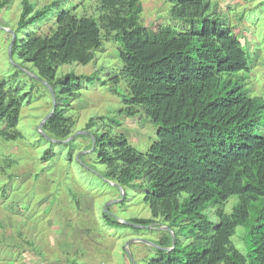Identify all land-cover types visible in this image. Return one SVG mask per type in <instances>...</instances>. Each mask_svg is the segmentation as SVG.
Returning a JSON list of instances; mask_svg holds the SVG:
<instances>
[{
  "label": "trees",
  "instance_id": "1",
  "mask_svg": "<svg viewBox=\"0 0 264 264\" xmlns=\"http://www.w3.org/2000/svg\"><path fill=\"white\" fill-rule=\"evenodd\" d=\"M8 1L2 0L0 9ZM63 1L35 9L31 0H22L11 46L12 59L31 65L55 94L56 108L42 126L44 135L61 141L73 134L75 122L61 102L80 89V81L93 79L72 74L56 78L58 67L86 65L103 39L116 38L122 45V70L111 81L126 84L119 112L158 125L156 141L140 152L101 117L100 124L93 119L87 123L89 136L67 143L68 158L75 141L88 138L105 180L124 190H148L144 201L151 218L130 222L152 225L160 219L173 233L175 246L167 232L158 243L167 249H156V258L147 264H264V98L251 96L243 78H236L250 71L249 55L215 5L210 0H168L170 18L184 25L176 31L170 25L144 26L139 0H98L96 19L72 10L55 12ZM50 19L45 32L35 30ZM11 83L0 81L3 142L22 138L17 125L25 94ZM107 120L119 124L118 119ZM50 149L43 156L47 161L53 160ZM85 156L79 161L87 166ZM6 171L0 170V176ZM234 196L237 202L227 213ZM207 211L214 213L215 223ZM103 215L111 225L123 226ZM239 227L243 251L232 240Z\"/></svg>",
  "mask_w": 264,
  "mask_h": 264
},
{
  "label": "rangeland",
  "instance_id": "2",
  "mask_svg": "<svg viewBox=\"0 0 264 264\" xmlns=\"http://www.w3.org/2000/svg\"><path fill=\"white\" fill-rule=\"evenodd\" d=\"M53 1L31 0V3L39 9ZM139 1L144 26L170 25L176 31L184 26L170 18L172 4L168 0ZM21 2L9 0L0 9V81H12L11 85L20 86L25 94L17 125L22 138L14 142L0 140V170L8 168L0 176V264H147L156 258V249H167L168 246L158 243L168 236V225L156 219L152 225L134 229L122 221L151 218L144 201L148 190L140 186L124 190L105 180L101 176L104 167L90 153L88 138L75 141L69 159V141H51L38 128L52 110V97L48 88L35 80L31 65L23 67L12 59L11 31L15 34ZM210 2L249 55L250 71L240 72L236 78H243L251 96L264 98V0ZM98 7V0H64L55 12L72 10L77 16L96 19ZM52 23L50 19L38 24L35 30L45 32ZM121 49L120 41L110 37L102 40L101 49L88 64L58 67L56 78L67 74L93 75L90 82L80 81V89L64 96L61 104L75 122L73 134L90 133L87 123L93 119L100 124L102 117L113 131L123 133L131 146L146 153L156 141L159 127L142 117H127L119 112L126 84L114 86L111 80L122 70ZM18 69L21 72L17 73ZM15 74L18 75L13 79ZM107 118L118 119L119 124L109 123ZM49 148L52 161L43 159ZM83 154L87 166L79 161ZM236 202L237 197H232L225 211L230 213ZM103 213L123 226L111 225ZM207 215L212 222L217 221L213 212L207 211ZM242 233L239 227L232 237L241 251ZM169 234L173 243V233Z\"/></svg>",
  "mask_w": 264,
  "mask_h": 264
},
{
  "label": "water",
  "instance_id": "3",
  "mask_svg": "<svg viewBox=\"0 0 264 264\" xmlns=\"http://www.w3.org/2000/svg\"><path fill=\"white\" fill-rule=\"evenodd\" d=\"M11 33L13 34V38H12V41H11V44H10V51H11V46H12V43H13V41H14V33L11 31ZM11 57V56H10ZM37 80H39V81H41L47 88H48V90H49V92H50V94H51V97H52V110L50 111V113L44 118V120L42 121V123L39 125V129L40 130H42V126H43V124L45 123V121L49 118V117H51L52 116V114L54 113V111H55V108H56V101H55V94H54V92H53V90H52V88L49 86V84L46 82V81H43V80H41L38 76H34ZM78 134H89V133H87V132H77V133H74V134H72L69 138H67L65 141H70V140H72V139H74ZM43 135H44V133H43ZM47 139H49L46 135H44ZM49 140H51V141H60V140H54V139H49ZM92 141H93V145H92V149H94V147H95V139H94V137L92 136ZM80 153H82V152H80ZM110 184H113V185H116V186H118L119 188H121V186H119L118 184H114V183H111L110 182ZM122 189V188H121ZM122 191V190H121ZM121 194H123V192H121ZM123 223H125V224H128V225H131V226H135V227H144L143 225H139V224H135V223H133V222H130V221H122ZM168 229V228H167ZM173 246H175V237H174V235H173Z\"/></svg>",
  "mask_w": 264,
  "mask_h": 264
}]
</instances>
